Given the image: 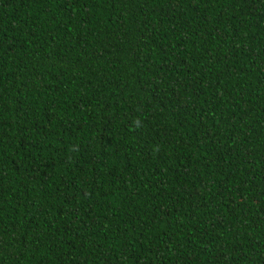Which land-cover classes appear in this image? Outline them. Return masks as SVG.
I'll return each mask as SVG.
<instances>
[{
  "label": "trees",
  "instance_id": "16d2710c",
  "mask_svg": "<svg viewBox=\"0 0 264 264\" xmlns=\"http://www.w3.org/2000/svg\"><path fill=\"white\" fill-rule=\"evenodd\" d=\"M0 264H264V0H0Z\"/></svg>",
  "mask_w": 264,
  "mask_h": 264
}]
</instances>
